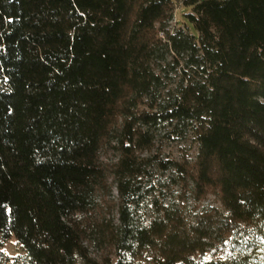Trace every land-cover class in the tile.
Here are the masks:
<instances>
[{"label": "trees", "instance_id": "trees-1", "mask_svg": "<svg viewBox=\"0 0 264 264\" xmlns=\"http://www.w3.org/2000/svg\"><path fill=\"white\" fill-rule=\"evenodd\" d=\"M0 264H264V0H0Z\"/></svg>", "mask_w": 264, "mask_h": 264}, {"label": "rangeland", "instance_id": "rangeland-1", "mask_svg": "<svg viewBox=\"0 0 264 264\" xmlns=\"http://www.w3.org/2000/svg\"><path fill=\"white\" fill-rule=\"evenodd\" d=\"M184 11H185L184 8H178V9H177V13H176V15L173 17V20H172V22H171V26H175V21L181 16V14H182ZM163 133H165V126H160L159 129H158V131H157V134H158V136L162 137ZM163 148H164L165 151H168L167 148L169 149V148H171V147H167V148H166V147H163ZM174 187H176V186H174ZM174 189H176V191L173 193V196L175 197L176 192H177V187L174 188ZM108 198H109L110 200L116 201L117 194H116V191H115L114 188L111 190V192H110ZM96 202H97L100 206L103 205V202L100 200V198H97ZM148 202H149V199H147L145 202H144V201H141V202L139 203V206L137 207V214H138V217H139V219H141V220H143V221H147V219L150 217V212H151V210H150V206H149ZM103 207H106V206H103ZM110 209H111L110 211H112V212L114 213L115 209H113V208H110ZM108 210H109V209H108ZM89 251H90L91 253H95L96 249L94 250L93 247L90 245V246H89Z\"/></svg>", "mask_w": 264, "mask_h": 264}]
</instances>
